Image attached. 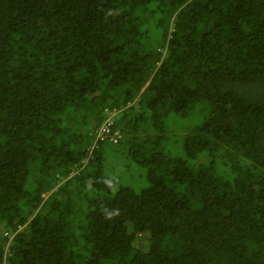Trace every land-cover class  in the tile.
I'll list each match as a JSON object with an SVG mask.
<instances>
[{"label": "trees", "instance_id": "obj_1", "mask_svg": "<svg viewBox=\"0 0 264 264\" xmlns=\"http://www.w3.org/2000/svg\"><path fill=\"white\" fill-rule=\"evenodd\" d=\"M0 264H264V0H0Z\"/></svg>", "mask_w": 264, "mask_h": 264}, {"label": "clouds", "instance_id": "obj_2", "mask_svg": "<svg viewBox=\"0 0 264 264\" xmlns=\"http://www.w3.org/2000/svg\"><path fill=\"white\" fill-rule=\"evenodd\" d=\"M165 51V50H164ZM151 79V78H150ZM150 79L145 83V85L140 90V93H142L145 89V87L149 84ZM139 96V95H138ZM132 102H128L125 105L121 107H109L104 108V115L102 116V120L99 123V125L95 128L96 133V139H105L109 138L114 143L116 142H122L126 138L124 136V133L120 130V128H113V125L115 124V121H117V117L124 113L125 110H127L130 106H132ZM108 126L109 130H106L105 127ZM96 141H94L95 143ZM91 153H89L90 155Z\"/></svg>", "mask_w": 264, "mask_h": 264}, {"label": "rangeland", "instance_id": "obj_3", "mask_svg": "<svg viewBox=\"0 0 264 264\" xmlns=\"http://www.w3.org/2000/svg\"><path fill=\"white\" fill-rule=\"evenodd\" d=\"M165 50V49H164ZM139 95V94H138ZM104 115V111L102 112V116ZM121 115V114H120ZM119 115V116H120ZM88 133L93 132L94 127L91 125H88ZM178 147V143L175 148ZM118 156H116V162H113L112 156L108 158L106 161V167L113 170V174L117 177L118 173H122L123 180L126 178L127 180H132L133 185L136 188H141L142 183V174L144 172V168L141 164L138 162H132V158L128 157V155H124L120 153H116ZM132 162V163H131Z\"/></svg>", "mask_w": 264, "mask_h": 264}, {"label": "built area", "instance_id": "obj_4", "mask_svg": "<svg viewBox=\"0 0 264 264\" xmlns=\"http://www.w3.org/2000/svg\"><path fill=\"white\" fill-rule=\"evenodd\" d=\"M106 130H109L108 126L105 127Z\"/></svg>", "mask_w": 264, "mask_h": 264}]
</instances>
